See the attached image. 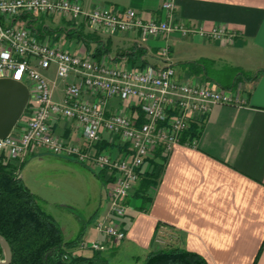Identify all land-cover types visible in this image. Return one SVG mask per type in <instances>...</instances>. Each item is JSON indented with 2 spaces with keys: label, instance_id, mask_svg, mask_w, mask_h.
I'll return each mask as SVG.
<instances>
[{
  "label": "crops",
  "instance_id": "1",
  "mask_svg": "<svg viewBox=\"0 0 264 264\" xmlns=\"http://www.w3.org/2000/svg\"><path fill=\"white\" fill-rule=\"evenodd\" d=\"M77 1L85 11L102 4L132 8L146 20L166 19L205 31L220 26L226 35L219 39L172 32L143 38L137 30L108 33L92 29L83 16L36 13H20L13 23L25 24L40 38L61 42L71 53L86 55L97 49L122 67L170 64L177 79L228 89L238 98L213 105L199 121L200 132L194 139L184 138L182 132L180 141L166 153L158 182L149 190L146 209L133 192L126 197V210L119 218L125 236L120 241L96 227L108 208L105 188L104 205L95 211L92 223L83 226V236L72 253L91 255L93 249L80 247V242L99 241L107 264L116 252L142 264L151 251L175 246L200 254L208 264H264V0H169V12L162 8L167 0ZM165 47L167 54L163 55ZM227 70L230 73L222 77L227 83L222 85L219 79ZM42 73L49 82L54 81L55 66ZM64 86L65 81L55 80V101L62 99ZM25 109L12 133L28 119V103ZM105 109L106 115L128 109L133 117L139 111L119 98L109 99ZM50 125L54 134L92 154L107 150L119 156L128 148L116 137L110 140L104 130L100 140L91 144L81 137L74 119L53 118ZM41 153L49 152L31 148L23 160ZM147 165L145 161L140 172ZM103 179L101 183L109 187L112 173L104 170Z\"/></svg>",
  "mask_w": 264,
  "mask_h": 264
},
{
  "label": "built area",
  "instance_id": "2",
  "mask_svg": "<svg viewBox=\"0 0 264 264\" xmlns=\"http://www.w3.org/2000/svg\"><path fill=\"white\" fill-rule=\"evenodd\" d=\"M162 8L169 12L171 1L163 2ZM20 13L83 16L92 29L108 33L137 30L143 38L175 32L223 39L226 31L220 26L205 31L166 19L146 20L132 8L119 9L108 4L85 11L77 0H0V77L12 78L28 87L30 111L17 133L10 132L0 139V152L22 161L29 149L41 147L54 155L73 158L91 171L111 172L113 180L106 190L108 208L96 227L120 241L125 232L119 218L125 213V199L139 180L145 158L158 147L166 154L191 122L201 121L213 105L233 103L238 97L228 89L177 79L170 64H147L134 69L114 64L106 56L97 59L91 54L71 53L61 42L47 36L40 38L25 24L13 23ZM162 54H167L166 47ZM52 64L55 79L49 82L42 70ZM70 76L76 80L68 81ZM56 79L65 81L60 101L52 97ZM112 98L137 106L142 122L137 123L128 109H116L106 115V102ZM53 118L74 119L81 137L91 144L100 140V131L104 130L110 140L116 137L128 148L119 156L107 150L86 152L79 144L52 132ZM79 245L102 248L99 241H82Z\"/></svg>",
  "mask_w": 264,
  "mask_h": 264
},
{
  "label": "trees",
  "instance_id": "3",
  "mask_svg": "<svg viewBox=\"0 0 264 264\" xmlns=\"http://www.w3.org/2000/svg\"><path fill=\"white\" fill-rule=\"evenodd\" d=\"M90 54L97 59L103 56L97 49ZM139 111L134 116L137 123L143 120V115L141 111L140 115ZM200 128L199 121L191 122L185 130L184 138L194 139ZM146 158L148 167L139 173L141 177L132 194L141 200L143 209H146V204L151 200L149 190L155 188L158 182L166 154L158 147L150 159ZM14 161L0 152V234L10 245L12 251L10 264H56L59 260L66 264H107L108 258L100 249H93L91 255L72 253L71 250L81 236L78 235L72 240L63 238L58 224L41 209L36 195L18 175V165ZM92 173L104 181V170ZM1 258L3 252L0 247ZM142 264H208V262L196 252L175 246L151 251Z\"/></svg>",
  "mask_w": 264,
  "mask_h": 264
},
{
  "label": "rangeland",
  "instance_id": "4",
  "mask_svg": "<svg viewBox=\"0 0 264 264\" xmlns=\"http://www.w3.org/2000/svg\"><path fill=\"white\" fill-rule=\"evenodd\" d=\"M227 72L230 70L220 76L222 85L227 83L222 78ZM28 156L22 163L20 160L14 162L18 165L22 181L36 195L41 209L55 220L64 239L83 236V226L92 223L95 211L101 203L104 205L103 196L109 187L75 159L61 158L52 153ZM112 257L111 264H136L125 254L116 252Z\"/></svg>",
  "mask_w": 264,
  "mask_h": 264
},
{
  "label": "water",
  "instance_id": "5",
  "mask_svg": "<svg viewBox=\"0 0 264 264\" xmlns=\"http://www.w3.org/2000/svg\"><path fill=\"white\" fill-rule=\"evenodd\" d=\"M29 100L28 87L9 77H0V139L10 134L20 120ZM0 247L3 258L0 264H10L12 251L8 241L0 234ZM56 264H66L59 260Z\"/></svg>",
  "mask_w": 264,
  "mask_h": 264
}]
</instances>
